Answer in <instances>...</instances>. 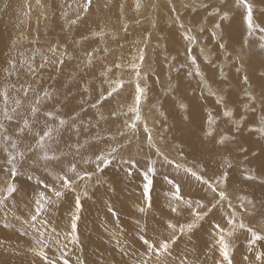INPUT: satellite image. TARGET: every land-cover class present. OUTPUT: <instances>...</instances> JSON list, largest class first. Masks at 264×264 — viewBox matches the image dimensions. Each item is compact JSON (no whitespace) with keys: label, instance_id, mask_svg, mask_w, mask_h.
<instances>
[{"label":"rangeland","instance_id":"1","mask_svg":"<svg viewBox=\"0 0 264 264\" xmlns=\"http://www.w3.org/2000/svg\"><path fill=\"white\" fill-rule=\"evenodd\" d=\"M139 2L141 7L138 10L137 0H93V8L84 19L69 27L64 13H68V19H74L77 0H40L39 3L37 0H0V90L5 85L11 89L12 84H15L16 89H20L22 85L31 83L41 94L43 89L55 94L52 100L44 104L42 111L47 109L55 112L59 109L57 114H63L65 118L68 114L79 117L78 124L82 126L80 142L88 139L89 144L75 157L78 170L90 171L94 167L83 163L81 156L87 159L108 144L126 143L128 140L132 141L134 147H131L130 154L138 161L134 168L114 161L103 173L98 174L101 183L96 182V177L91 181H79L75 193L65 190V196L39 218L35 227H31L23 221L32 214L33 198L44 190L42 185L36 183V177L45 183H52L53 176L42 165L32 167L29 160L23 174L15 178L18 192L6 202V206H0V264H42L41 258L32 251V248L38 247L36 239L40 238V232H44L43 239H59L61 246H66L71 264H78V260H84L85 264H137L144 251L139 240L143 225L148 226V236H155L164 232L168 219L174 223H186L191 219L188 210L182 205L180 215L171 212L168 194L172 186L165 177L180 184L185 199L201 200L209 207L219 201L218 195L207 186L185 174L182 169L177 171L162 156L156 155L154 148L148 147L143 123L147 122L156 146L170 160L194 170L203 167L205 171L200 174L206 179H214L220 172L218 162L221 156L213 151L210 143L201 141L202 128L207 127L206 116L209 112L216 116L218 131L235 136L228 145L229 158L234 167L229 170L227 185H220L226 190L233 207L228 206V201L218 203L197 228L181 235L172 246L170 264H179L186 254L189 258L199 254L201 264L205 260L207 264H215L219 254L209 250L213 242V225L219 223L224 226L227 215L233 209L238 213L237 219H243L251 227L264 229V184L243 179L245 168L253 169L257 176L264 174V135L251 130L258 127L260 105H256L258 111L255 114L245 109L244 85L240 79L242 74L236 73L232 62L226 60L222 50L218 49L217 41L211 35L212 25L218 17L208 15L217 6L222 10L233 9L234 0ZM202 2L208 3L209 8L202 7ZM251 2L257 22L264 26V0ZM67 5H72V8ZM173 5L175 12L171 10ZM177 15L192 29V34L196 36L195 43L189 45L183 39L182 30L174 20ZM230 16L228 21L222 22L225 42L239 51L240 42L249 39L246 24L242 10L232 11ZM125 26L127 31L124 30ZM201 27L205 29L203 32L199 31ZM100 31L105 35H93ZM53 45H58L61 50L67 48L73 57L71 60L65 58L62 71L52 66L39 67L44 56L51 57L49 47ZM141 47L145 50V59L140 84L147 91L141 102L143 119L137 122V131L133 133L125 127V121L131 123L134 116V113L127 112L135 96V73L129 64L135 60L137 50ZM189 48L191 51H188ZM93 49H98L95 59L85 67V51ZM10 57L17 61L19 71L8 77L4 69L9 67ZM190 57L196 58L205 80L212 85L213 90L223 88L225 93H230L226 99L234 110L231 120L222 116V106L216 103V97L208 95L207 91L201 96L200 77L188 75L190 71L194 72ZM25 61L36 69L34 73L28 71ZM118 64L121 67H116ZM245 67L253 89L259 94V76L264 72L261 58L254 57ZM106 68H111L107 76L102 75ZM221 68L228 77L226 84L219 83L222 79ZM118 79L125 81L124 87L99 108L91 107L101 92L106 94L109 88L107 81ZM16 94L15 90L11 91L12 96ZM32 95L30 93L29 99L24 101L25 105L30 102ZM181 102L189 104L192 109L190 122L184 119L186 113L179 107ZM81 108L84 110L81 111ZM113 111L127 112V115L114 117L111 115ZM98 113H102L105 119L100 120ZM43 121L44 117L41 116V126ZM236 121H241L239 132L236 131ZM121 131L126 135L120 136ZM96 136L104 139L97 141ZM110 136H116V140H109ZM69 137L70 143L77 139L73 133H65L64 139L68 140ZM60 148L68 151L63 141ZM241 148L247 149V152H242ZM125 154H129L127 150ZM64 159L65 164L73 160L72 153L69 151ZM150 160L156 161V174L150 191L152 207L145 215L138 209L146 206L144 172ZM0 164H3L2 158ZM53 170L58 172L60 168L54 167ZM29 175L33 179L29 180ZM56 186H59V182H56ZM85 190L88 192L86 197L82 196ZM78 194L82 196V209L77 222L79 240L72 243L67 234L75 212V196ZM241 195L253 199L255 209L247 205L248 212L241 209L237 199ZM109 209L114 210L116 215ZM43 220L49 221L47 226ZM5 223L9 227L5 228ZM52 228L56 229L59 236L51 232ZM249 239V234L243 229H238L229 238L233 248V264H249L254 259V252H248ZM255 250L264 251V242H258ZM46 251L50 258L60 254L51 243ZM243 256H247L248 260Z\"/></svg>","mask_w":264,"mask_h":264},{"label":"snow or ice","instance_id":"2","mask_svg":"<svg viewBox=\"0 0 264 264\" xmlns=\"http://www.w3.org/2000/svg\"><path fill=\"white\" fill-rule=\"evenodd\" d=\"M39 2L40 0H37V3ZM201 6L206 9L209 8L208 3H202ZM67 7L72 8V5H67ZM140 7L141 4L139 0H137L136 8L139 10ZM92 8L93 0H77L74 10L75 18L68 19V13H64L69 27L82 21ZM171 10L173 12L176 11L174 5ZM241 10L246 24V34L249 39L242 40L240 42V49L237 51L236 48L231 47L230 44L225 42L222 22L228 21L231 18L230 12ZM208 15L218 17L217 22L212 25L211 31L212 37L217 41L218 49L222 50L226 60L232 62L236 73L242 74L240 79H242L244 85L243 92L246 98L244 105L245 109L255 114L258 111L256 105H260L258 127L251 130L264 135V72H261L259 76L261 86L260 92L257 94L252 87V82L250 81L245 67L246 63L251 61L254 57H260L261 68H264V26L257 22L258 18L254 16V5L251 0H234V8L228 10H222L218 6L213 7ZM174 20L182 30L181 35L183 39L188 41L189 45L195 43L196 36L192 34V29L187 27L180 20L179 15H177ZM124 30L127 31V26H125ZM204 30V27L199 29L201 32ZM93 35L103 36L105 33L100 31L93 33ZM253 37H255L254 41L252 40ZM96 51H98V49L85 51V67L93 63ZM104 51L107 52L108 50L104 49ZM188 51H191V49L189 48ZM49 52L52 54L51 57L44 56L42 58V63L39 65L40 68L52 66L56 68L57 71H62L65 65V58L68 60L73 58L67 48L61 50L58 45L50 46ZM58 52L60 53L59 55H57ZM31 59L34 60L35 57H31ZM144 59L145 50L141 47L137 50L135 60L129 64L135 73V96L133 104L128 106L127 112L134 113V116L131 123L125 121V127L133 133L137 131V122L143 119L141 115V102L146 96L147 89L146 87H141L140 81L143 79L141 68ZM190 59L194 66V72L190 71L188 75L192 76L194 74L200 77V83L202 85L201 96L207 91L208 95L216 97V103L222 106V116L231 120L234 115V110L232 107H229L226 99V96L230 95V93H225L223 88L213 90L212 85L205 80L204 73L201 71L196 58L190 57ZM24 63L27 65L29 72L34 73L36 71L31 63L28 61ZM209 63H211V61H209ZM8 65L9 67L4 69L8 77H11L13 72L19 71L15 59L10 57ZM116 67H121V65L118 64ZM110 71L111 68H106L102 75L107 76V73ZM220 76L222 79L219 83L226 84L228 82V77L222 68L220 69ZM107 82L109 88L106 94L101 92L99 99L93 103L91 107L99 108L105 100L112 97L114 93H118L125 84V81L122 79L114 81L109 80ZM12 90L16 91V96L11 95ZM85 91H87V89H85ZM30 93L33 95L30 102L25 105L24 101L29 99ZM54 95V92L47 89H43L41 94V91H38L31 83L27 84V86L22 85L20 89H16L15 84H12L11 89L5 85L3 89L0 90V158L3 160V164H0V173L3 174L0 176V206H6V202L10 198H13L14 194L18 192L17 184L14 182L15 178L23 174V169L29 160L32 162V167L35 168L36 166L42 165L45 171L53 176L52 183H45L44 180L36 177V183L42 185L44 190L39 191L33 198V207L30 209L32 214L28 219L23 221L24 224H28L31 227H35L39 218L65 196V190H70L75 193L76 185L79 181H91L93 177H96V182L101 183L102 181L98 174L103 173L114 161L121 165H127L129 168H134L138 164L137 159L130 154L132 141L128 140L126 143L108 144L104 148L98 149L87 159L81 156L83 163L94 165V167L90 171L87 169L78 170L75 157L80 155L81 150L89 144V140L85 139L83 143L80 142L79 137L82 133V126L78 124V116L68 114L67 118H65L63 114H57L60 111L59 109L55 112L47 109L42 111L44 104L52 100ZM179 107L186 113L184 119L190 122L193 114L190 105L181 102ZM83 110L84 109L81 108V111ZM127 112L113 111L111 115L114 117L117 115H127ZM98 115L100 120L105 119L102 113H98ZM41 116L44 117L42 126L40 123ZM243 119L245 118H242V120ZM235 123L237 124L236 131L239 132L241 130V121H236ZM206 124L207 127L202 128L203 136L201 137V141L210 143L213 151L221 156V160L218 162L220 172L214 179H206L200 174L205 171L203 167H198L197 170H194L191 167H186L183 164L170 160L168 156L156 146L152 130L148 127L147 122L144 121L143 123L144 132L147 134L146 139L148 147L154 148L156 155L162 156L164 161L168 164H172L177 171L182 169L185 174H189L200 184L207 186L212 193L218 195L219 201H217V203H212L209 207L201 200L193 201L191 199H185L181 194L180 184L174 179L165 177L172 186V191L168 194L170 196L169 207L171 212L180 215L182 205L188 210L191 219L186 223H174L171 219H168L165 222L166 227L164 232L155 236H148V226L147 224L143 225L141 227L142 234L139 236V240L144 246V251L140 254V259L137 264H170L169 257L171 256L172 246L176 244L181 235L190 233L193 229L197 228L200 221H203L212 209L217 207L218 203L228 201V206L230 208L233 207L226 190L220 188V185H227L229 170L234 167L232 160L229 158L228 145L234 141L235 136L218 131L216 116L211 112L207 113ZM69 132L77 137L74 142L70 143L71 137H69L68 140L64 139L65 133ZM119 135L125 136L126 133L121 131ZM95 139L100 141L104 138L96 136ZM108 139L115 141L116 136H110ZM61 141L66 145L68 151L60 148ZM126 150L129 153L127 155L125 154ZM69 151L73 155V160L67 161L65 164L64 158L69 154ZM241 151L247 152V149L241 148ZM155 164L156 161L154 160L148 161L146 164V171L144 172L146 183L143 185V191L146 197V206L140 207L138 211L145 215L147 214V210L152 207L150 191L153 187V177L156 174ZM54 167L60 168V171H54ZM28 179H33V176L29 175ZM243 179L246 181H259L261 184H264V174L257 176L251 168L244 169ZM56 182H59L58 187L56 186ZM48 192L51 194L49 195ZM82 196H88L87 190L82 193ZM82 196L78 194L75 196L74 200L75 212L70 220V232L67 234L70 236L72 243H77L79 240L77 222L80 219L79 213L82 209ZM237 199L239 201V207L245 212L249 211V207H246V205L250 206L251 209H255L256 207L254 200L247 195H241ZM262 206H264V201H262ZM109 211H112L113 215H116L114 210L109 209ZM237 216V211L233 209V211L227 215L224 226H221L219 223L213 225V232L211 233L213 242L209 250L219 254V259L215 261V264H233V248L229 238L232 237L238 229L246 230L250 236L248 251L254 252V259L249 261V264H264V251H254L258 242H264V229L251 227L246 224L243 219H237ZM48 223V220H43L45 226H47ZM137 223L139 224V221H137ZM4 227H9V224L5 223ZM37 231L40 232L39 229H37ZM51 232L59 236L55 228H52ZM43 237L44 232H40V238L36 239L38 247L32 248L35 255L41 258L42 264H71V261L67 258V252L65 251L66 246H61V241L59 239L48 241L47 239H43ZM50 243L60 253L56 258H50L46 251ZM53 255H55V253ZM244 259L248 260V257L245 256ZM78 264H85V262L84 260H78ZM179 264H201L199 254H193L192 258H189L186 254L179 260ZM203 264H207V262L204 261Z\"/></svg>","mask_w":264,"mask_h":264},{"label":"bare ground","instance_id":"3","mask_svg":"<svg viewBox=\"0 0 264 264\" xmlns=\"http://www.w3.org/2000/svg\"><path fill=\"white\" fill-rule=\"evenodd\" d=\"M31 1V0H30ZM203 3V2H202ZM144 12V11H143ZM233 24V23H232ZM18 55V54H17ZM142 106V105H141ZM146 143V142H145ZM136 146V145H135ZM132 148H134V147H132ZM237 150V149H236ZM263 153V152H262ZM252 159V158H251ZM186 164V163H185ZM231 172V171H230ZM39 175V174H38ZM132 179V178H131ZM118 189V188H117ZM105 190V189H104ZM106 198V197H105ZM102 205V204H101ZM223 205V204H222ZM105 206V205H104ZM86 209V208H85ZM90 210V209H89ZM95 210H97V208L95 209ZM91 214V213H90ZM89 214V215H90ZM93 217V216H92ZM82 228V227H81ZM95 230H97V227H95L94 228ZM87 231V230H86ZM71 243V242H70ZM201 249H202V247H201ZM249 252V251H248ZM216 254V253H215ZM81 255V254H80ZM244 257V256H243ZM251 257V256H250ZM203 258V257H202ZM209 259V258H208ZM203 260V259H202ZM213 260V259H212ZM206 261V260H205Z\"/></svg>","mask_w":264,"mask_h":264}]
</instances>
